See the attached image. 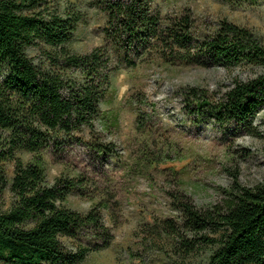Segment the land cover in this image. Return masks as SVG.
<instances>
[{"label": "trees", "instance_id": "trees-1", "mask_svg": "<svg viewBox=\"0 0 264 264\" xmlns=\"http://www.w3.org/2000/svg\"><path fill=\"white\" fill-rule=\"evenodd\" d=\"M155 3L96 0L107 15L104 46L80 54L70 48L80 12L63 13L51 0H0V197H12L0 208V264H84L100 247L69 251L64 240H77L85 231L108 234L101 214L106 203L87 213L73 210L70 198L84 193L86 183L69 177L50 183L43 152L64 150L88 132L96 135L114 60L135 67L155 53L173 66L250 72L247 79L235 76L217 103L199 88L186 89L197 122L210 117L221 126L238 122L249 128L264 109V45L253 31L221 21L200 34L190 14L162 22ZM92 143L103 156L114 153L113 145ZM21 152L33 160L24 163ZM7 163L15 164L12 181L5 176ZM175 201L181 214L175 234L187 255L203 244L209 252L202 264H264V184L251 189L235 183L222 205L208 209L182 194Z\"/></svg>", "mask_w": 264, "mask_h": 264}, {"label": "rangeland", "instance_id": "rangeland-1", "mask_svg": "<svg viewBox=\"0 0 264 264\" xmlns=\"http://www.w3.org/2000/svg\"><path fill=\"white\" fill-rule=\"evenodd\" d=\"M61 12L82 15L70 48L87 54L104 46L107 15L96 0H51ZM162 22L190 14L198 33H209L221 21L253 31L264 45V0L232 5L222 0H156ZM135 67L112 63V84L101 105L96 135L78 136L64 150L43 152L47 180L82 179L87 189L70 198V207L87 213L102 209L108 234L85 231L77 240H64L69 251L95 248L84 264H202L209 248L187 255L180 236L181 214L175 196H188L199 209L222 205L235 183L255 188L264 184V109L249 128L226 126L208 117L197 122L183 92L199 88L212 103L219 102L235 76L206 64L164 63L153 53ZM92 141L113 145L103 156ZM24 163L34 156L18 153ZM12 181L15 164H5ZM12 202L0 197V208ZM193 238L186 235L185 239ZM210 237H216L210 234ZM107 247H104L106 243ZM103 246V247H102Z\"/></svg>", "mask_w": 264, "mask_h": 264}]
</instances>
